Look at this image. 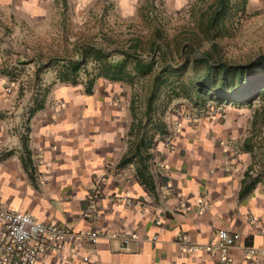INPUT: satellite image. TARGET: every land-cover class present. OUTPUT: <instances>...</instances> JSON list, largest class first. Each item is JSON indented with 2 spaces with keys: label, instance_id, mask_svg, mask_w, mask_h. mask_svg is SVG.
I'll return each instance as SVG.
<instances>
[{
  "label": "crops",
  "instance_id": "crops-1",
  "mask_svg": "<svg viewBox=\"0 0 264 264\" xmlns=\"http://www.w3.org/2000/svg\"><path fill=\"white\" fill-rule=\"evenodd\" d=\"M142 1L0 0V16L16 8L39 21L72 4L79 15L104 10L112 21L115 13L142 19L150 3ZM183 1L165 0L166 9ZM57 33L62 38L64 31ZM83 44L93 45L79 43L75 50ZM6 76L0 72L2 204L44 223L107 234L87 247L83 241L69 245L87 253L92 264H264V125H254L258 109L252 118L232 109L219 120H178L170 127L160 111L145 110L148 92L116 94L117 82L97 77L86 93V81L70 84L53 75L42 107L29 116L36 88L14 94ZM151 133L152 142L138 148L141 158L132 156L140 134L145 141ZM248 181L254 184L244 190ZM222 228L234 238L220 252L214 243ZM111 233L132 234L138 242L122 245ZM177 236L195 248L182 250ZM69 246L49 258L82 264Z\"/></svg>",
  "mask_w": 264,
  "mask_h": 264
},
{
  "label": "rangeland",
  "instance_id": "rangeland-1",
  "mask_svg": "<svg viewBox=\"0 0 264 264\" xmlns=\"http://www.w3.org/2000/svg\"><path fill=\"white\" fill-rule=\"evenodd\" d=\"M149 1V8L143 12L145 14L146 11V17L142 14L141 19L136 14L135 17L130 15L128 19L115 13V21L106 18L104 10L100 15L90 11L79 15L72 4L65 8L61 6L62 13L58 16L54 11V15L39 21L38 18L30 19L21 12H15L16 8H10L0 16V65L7 72L6 80L10 90L17 95H26L33 91L31 87L35 88L39 83L43 85L41 87H50L55 75L54 67L50 65L51 58H75V46L79 43L98 46L112 54L109 60H116L119 59L117 50L125 49L129 52V40L137 39L136 52L144 59L153 58L151 71L144 77L149 81L166 65L168 68L162 74L167 75L169 81H177L173 86L177 94H173L163 84L150 109L160 111L170 127H177L178 120L183 123L206 118L219 120L226 111L232 109L241 110L251 118L252 111L258 109L254 125H263L264 94L239 107L226 103L215 104L207 95L210 91L203 92L201 98H195V92L190 87V61L193 56H201V51L212 44L220 48L225 59L234 62H244L264 53V0H231L230 10L217 21L219 33L213 39H209L203 32L201 22H205L212 11L213 7L210 6L214 0H185L181 6L173 7L172 10L169 7V10L166 9L165 0ZM59 28L63 29L66 38L64 33L62 38L58 36ZM153 43H156L157 48L151 51ZM37 62H41L42 67L36 75L34 71ZM183 63L185 67L179 69ZM92 67L93 63H87L85 69L90 72ZM86 79V72L81 70L77 80L84 83ZM135 79L134 85L115 81L119 90L114 93H149L150 85H144L146 79ZM160 94L164 95L160 98ZM136 103L139 105V101ZM244 124L251 126L248 120ZM169 131L163 134L166 140Z\"/></svg>",
  "mask_w": 264,
  "mask_h": 264
},
{
  "label": "trees",
  "instance_id": "trees-1",
  "mask_svg": "<svg viewBox=\"0 0 264 264\" xmlns=\"http://www.w3.org/2000/svg\"><path fill=\"white\" fill-rule=\"evenodd\" d=\"M231 0H214L212 11L208 15L205 22H201L203 32L209 36V39H213L218 34L217 26L218 19L230 10ZM129 52L125 49L117 50L119 59L109 60L112 56L109 52H104L100 47L94 45H79L76 50V58H53L50 65L54 67L55 78L61 82H68L70 84L77 83V77L80 71L86 72L87 80L85 82L84 92L89 93L94 79L97 77H103L111 81H123L126 83H132L135 78L144 77L151 71L153 58L144 59L136 52L138 47L137 39H130ZM156 43L151 45V51H154ZM116 53V52H115ZM87 63H93V67L90 72H87L85 67ZM191 64V80L190 87L195 92V98H201L203 92L210 91L207 95L211 101L215 104H230L234 106H241L248 104L252 100H255L260 95L264 94V53H259L251 59L244 62H234L225 59L220 48L216 44H212L206 49L201 51V56L192 57ZM42 67L38 65L34 73ZM185 67V64H181L179 69ZM168 67L163 65L160 72L151 77L149 96L147 100L151 102L154 98H157L161 86L166 85L173 94L174 87L170 83L167 75L162 74ZM173 71V70H172ZM2 74H7L6 71H0ZM5 72V73H4ZM36 88V97L33 101L32 107L28 109V115L30 116L35 110L42 107L43 96L48 90V86ZM203 100V99H201ZM147 101L145 103V110L149 111L151 103ZM264 125V120L262 121ZM157 127H160L161 132H164V124L157 123ZM162 127V128H161ZM153 134L151 133L147 140L143 141L142 134L139 137V144L136 142L134 152L132 156H138L139 147L142 144L152 142ZM142 141V142H141ZM143 160L146 158L144 156ZM262 159L264 161V143L262 149ZM146 160V159H145ZM260 176L264 178V168L260 173ZM259 178V177H258ZM254 184L248 181L244 187L250 188Z\"/></svg>",
  "mask_w": 264,
  "mask_h": 264
},
{
  "label": "built area",
  "instance_id": "built-area-1",
  "mask_svg": "<svg viewBox=\"0 0 264 264\" xmlns=\"http://www.w3.org/2000/svg\"><path fill=\"white\" fill-rule=\"evenodd\" d=\"M137 204L139 208L145 207L141 201H137ZM82 216L91 218L90 213H83ZM105 235L107 234L96 231H79L53 223H44L0 202V264H57L49 258L48 254L55 255L63 246H69L76 241H83L87 247L95 239ZM110 235L118 237L122 245L130 241L138 242L132 234L111 233ZM233 238L234 236L227 229H219L214 245L220 252H223L232 245ZM176 242L186 252L195 248L188 244L182 236H177ZM69 247L71 255L77 257L82 264H92V259L87 253H80L75 247ZM199 247L206 248L207 245H199ZM223 259L224 256H221V260Z\"/></svg>",
  "mask_w": 264,
  "mask_h": 264
}]
</instances>
